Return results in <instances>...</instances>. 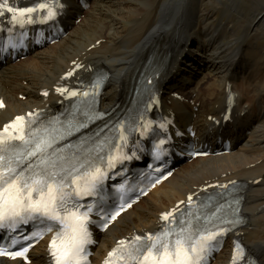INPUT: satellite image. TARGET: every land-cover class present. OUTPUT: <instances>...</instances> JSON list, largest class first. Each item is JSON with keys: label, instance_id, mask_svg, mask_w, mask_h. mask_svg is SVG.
I'll list each match as a JSON object with an SVG mask.
<instances>
[{"label": "bare ground", "instance_id": "bare-ground-1", "mask_svg": "<svg viewBox=\"0 0 264 264\" xmlns=\"http://www.w3.org/2000/svg\"><path fill=\"white\" fill-rule=\"evenodd\" d=\"M104 1L87 0L84 6L79 0H66L63 19L68 27L55 43L33 45L19 60L8 57L0 60V101L6 104L0 110V129L17 114L41 110L52 115L61 108L65 93L60 85L65 83L64 74L78 64L82 68L75 71L72 83L79 77L89 78L99 66L108 65L112 69L114 76L108 78L101 99L102 108L110 107L118 95L130 89L134 68L147 57L153 43L160 41L171 54L174 48L159 83L164 114L173 117L180 129L193 125L194 139L211 148L220 147L227 139L236 146L228 152L179 164L167 182L156 186L98 235L93 264H100L123 235L153 231L162 223L163 212L188 195L234 178L247 182L244 209L248 211V221L236 234L264 264V46L260 52L253 51L251 43L252 48L243 46L263 32L260 27L264 0H207L212 10L203 7L204 0H178L175 9L163 15L164 21L156 33L145 37L144 48L139 46L142 34L158 14L153 4L162 0H144L133 8L127 7V0H117L115 5L119 4V8L113 10L116 16L126 17L121 8L138 12L132 20L125 18L131 27L118 34L110 32L108 20L102 19ZM134 1L130 0L131 5H135ZM148 4L151 6L144 9ZM115 5L106 3L111 8ZM218 9L228 19H219V24L209 22ZM234 23L244 25L246 30L238 34L233 29ZM255 27L254 32L247 31ZM225 34L234 37L227 40V45L222 43ZM164 39L171 44L163 45ZM257 58L263 60L261 73ZM200 71H209L217 91L208 94L193 89ZM257 78L260 82H256ZM232 97L235 98L232 120L225 122ZM46 150L48 157L50 151ZM229 244L217 255L215 264L230 263L232 237ZM49 256L47 244L41 243L33 250L29 264H48ZM0 264L27 263L19 258L2 257Z\"/></svg>", "mask_w": 264, "mask_h": 264}, {"label": "snow or ice", "instance_id": "snow-or-ice-1", "mask_svg": "<svg viewBox=\"0 0 264 264\" xmlns=\"http://www.w3.org/2000/svg\"><path fill=\"white\" fill-rule=\"evenodd\" d=\"M40 7L43 8L44 5L41 4ZM0 8L6 9L8 13L19 12L22 16L35 11L34 8L17 9L8 6L6 2L0 4ZM3 14L0 12V15ZM12 18L16 19L15 16ZM2 106L0 104V107ZM23 119L24 117L16 118L17 121ZM9 127H14V125H6L5 131ZM19 138L23 139V137ZM3 143L4 141L0 140V144ZM47 147H51V142L42 141L29 155L35 156L37 152H42ZM3 159L4 157L0 156V161ZM41 164H46V162L42 160ZM28 169L30 170L29 175H24V170L17 171L11 166H8L6 171L0 170V227H5V221L16 223L18 220H27L28 218H39L41 223L46 219L63 225L64 230L58 233L57 238L51 242V247L56 248L57 239L61 240L60 249H58L60 255L56 256V264H80L79 258L85 252L84 245L90 242L85 226L89 221L87 212L79 213L80 205L72 199V196L81 197L90 194L104 174L100 168H96L95 172H86L85 175L90 176L91 179L81 189L77 184L79 169L70 170L67 176H61L54 171L49 172L47 167L40 168V171H34L31 164L28 165ZM69 178L71 185H77L72 194L65 192ZM116 215H119V212ZM171 215L172 213H165L162 218L167 220ZM112 219H115V216ZM70 220H74L76 223L73 224ZM49 231H51L50 227ZM214 235V233H209L201 236L198 243H188L183 235L178 236L174 244H170L167 240H161L159 245L152 244L147 249L143 260L146 262L150 260L151 264H199L207 241L213 240ZM140 239L141 237H136V240ZM148 240H152V237L149 236ZM123 243L121 242V244ZM27 250L24 248L23 251H16L9 255L23 256ZM113 254L109 253V256L111 257ZM53 255L56 253L54 252Z\"/></svg>", "mask_w": 264, "mask_h": 264}, {"label": "rangeland", "instance_id": "rangeland-1", "mask_svg": "<svg viewBox=\"0 0 264 264\" xmlns=\"http://www.w3.org/2000/svg\"><path fill=\"white\" fill-rule=\"evenodd\" d=\"M144 1V0H135L133 3H135V5H131L130 3V0H127L128 2V6L127 7H130V8H133V7H136L138 5L141 4V2ZM176 1L178 0H162V2H155L153 5L155 6V9L158 10V14L154 20L153 23H151L150 25H148V27L144 30L143 34H142V37H141V42L139 43V46L141 48H144L145 46H147L146 42H145V37H148V36H151V35H154L157 31V29L159 27H161L163 21H164V18H163V15H168L169 11H172L173 9H175V4H176ZM117 2V0H105L104 1V4H103V7L102 9L104 10V15L102 16V19L103 20H108V23H109V31L110 32H114L116 34L118 33H122L125 29H128L131 27V25H128L127 23L128 22H125V18L129 17L130 20H132V18H135L136 17V14L138 12L136 11H128L126 9H123L121 8L122 11H124L126 13V17H122L124 16V14L122 15H118L116 16L114 13H113V10H117V8H119V4L115 5V3ZM106 3H110L111 5H115V7H107L106 6ZM151 6V4H148L146 7L147 8H144V9H148L149 7ZM264 7V5H262ZM203 7L207 8L208 10H212L213 7L207 3V0H204L203 1ZM132 13V14H131ZM131 14V15H130ZM214 18L210 19L209 22H214L215 24H219V19H225L227 20L228 19V16L223 12L222 9H218L216 11L215 14L212 15ZM221 17H224V18H221ZM107 18V19H106ZM168 18V16H167ZM165 18V19H167ZM230 20H233L234 22H237L236 19H234L233 17H230L229 18ZM261 20L263 21V24H262V27H260V29L262 28L263 32L258 34V35H255V38L251 40L252 41H246L243 46L245 45L246 48H252L250 47V43L253 45V51H258L260 52V49L264 46V38H261L259 39L260 37H264V16L261 18ZM79 22V20L77 21ZM197 27V26H196ZM199 28V27H197ZM233 29L237 31L238 34L244 32L246 30V27L243 25H241L240 23H234L233 24ZM256 29L255 28H251V29H247L250 30L251 32H254V30ZM229 29L226 31L227 33H229ZM223 34V32H222ZM223 40H222V43H226L227 45V40H230V39H233L234 40V37L232 36H225L223 35ZM151 43V42H150ZM171 44L170 41L166 42V39L163 40V45L164 44ZM165 44V45H166ZM173 48V46H172ZM174 53V48H173V51H172V54ZM258 59V58H257ZM259 61V59H258ZM260 61H263V60H260ZM259 61V70H260V73L263 71V66H261V63ZM134 65V64H132ZM108 68H109V71H111V76L113 77L114 76V72L112 71V69L106 65ZM208 72L209 71H205L204 72H201L198 73L197 75V83H195V85L193 86V89H199V90H202L208 94H211L213 91H217L216 87L213 85L214 83L213 82V78L212 76L208 75ZM207 75V76H206ZM110 76V78H111ZM205 77V78H204ZM215 82V81H214ZM256 82H260V79L257 78L256 79ZM206 86V87H205ZM178 91V90H177ZM124 93L120 94L121 97H124L125 95H123ZM123 95V96H122ZM120 96L118 95L117 97V100L114 102V104L120 99ZM21 98V96H20ZM246 214H248V211H246V209H243Z\"/></svg>", "mask_w": 264, "mask_h": 264}]
</instances>
